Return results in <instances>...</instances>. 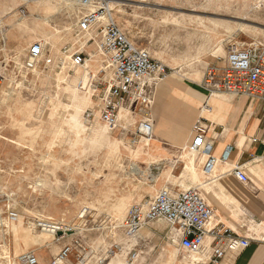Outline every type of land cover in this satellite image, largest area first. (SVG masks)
<instances>
[{
    "label": "rangeland",
    "instance_id": "1",
    "mask_svg": "<svg viewBox=\"0 0 264 264\" xmlns=\"http://www.w3.org/2000/svg\"><path fill=\"white\" fill-rule=\"evenodd\" d=\"M103 1L111 4L117 22L138 46L170 73L175 71L170 79L183 74L202 84L207 66L221 65L218 58L226 57L231 43L264 41V0ZM21 8L27 16L21 17ZM81 11L79 0H0V264H23L19 257L27 251L35 252L40 264H50L68 241L75 244L68 264H79V254L85 256L83 264L100 259L117 264L112 258L126 255L123 221L133 204L147 202L166 184L179 191L199 188V183L191 185L180 150L172 158L158 153L163 152L159 142L149 152L142 149L147 145L136 138L137 117L132 120L123 111L113 128L99 119L102 102L99 92L88 87L87 71L64 61V46L80 45L73 25ZM40 40L47 54L36 61L29 50ZM100 62L94 58L88 69L96 71ZM171 90L168 97L180 95H175L179 88ZM190 99L181 98L182 111L164 124L166 136L171 137ZM90 111L97 117L88 120ZM191 140L185 139L180 149ZM139 146L130 158L132 148ZM204 160L196 162L202 178ZM135 163L144 173L134 172ZM11 211L19 215L17 228L9 219ZM37 218L64 219L75 231L57 241L34 226ZM151 224L138 237L137 264L187 261L167 223Z\"/></svg>",
    "mask_w": 264,
    "mask_h": 264
},
{
    "label": "built area",
    "instance_id": "2",
    "mask_svg": "<svg viewBox=\"0 0 264 264\" xmlns=\"http://www.w3.org/2000/svg\"><path fill=\"white\" fill-rule=\"evenodd\" d=\"M83 11L75 18L74 29L79 46H64L65 62L72 68L86 69L94 58H101L96 72H88L89 88L100 94L102 106L99 119L108 127L119 126L124 111L133 120L138 118L136 138L149 141L153 138V99L148 90L165 82L170 69L160 60L152 57L146 48L138 46L117 22L110 3L103 0H79ZM21 17L27 16L26 8L19 10ZM86 40V42H83ZM88 42V43H87ZM90 45L95 46L88 51ZM93 51V52H91ZM47 54L45 43L35 42L29 55L36 61ZM221 65L207 66L202 86L210 94L227 93L248 96L264 102V41L252 42L246 46L231 43L226 57L218 58ZM88 120L95 117L90 111ZM206 120L200 117L193 125L192 149L205 155L204 173L210 175L218 159L213 155V143L206 138ZM226 160V156L224 158ZM231 174L243 183L249 176L242 165H235ZM16 211L9 213L12 222L18 221ZM164 220L170 234L179 241L180 248L188 255H198L194 264H223L227 251L238 252L248 248L253 238L241 235L221 221H215V209L202 196L197 187L182 190L161 188L145 203L133 204L123 221L126 237L132 238L149 224ZM34 226L55 236L61 241L75 231L74 226L64 219L53 221L45 218L34 220ZM86 251V248H83ZM75 250V244H65L51 259L50 264H66ZM113 254H116L112 251ZM134 250L127 264H134L138 258ZM23 264H40L33 251L20 255ZM85 256L78 255L83 264ZM95 264H106L100 259Z\"/></svg>",
    "mask_w": 264,
    "mask_h": 264
},
{
    "label": "crops",
    "instance_id": "3",
    "mask_svg": "<svg viewBox=\"0 0 264 264\" xmlns=\"http://www.w3.org/2000/svg\"><path fill=\"white\" fill-rule=\"evenodd\" d=\"M205 63L211 62L205 61ZM173 72L175 71L171 73ZM178 72L180 74V71ZM175 77H180L178 79L182 88L192 91L194 104H196L193 109L176 120L172 126V135L168 137L163 132L160 120L163 110L165 111L164 106L170 103L169 89L174 88L175 80L169 83V75L165 82L148 90L153 99L154 130L152 139H157L156 141L163 149V152L158 153L172 158L177 156L181 143L194 134L193 125L196 120L200 117L206 120V138L213 143L212 153L219 159L212 174L205 175L206 178L203 179L207 184L208 193H203L204 188L202 189L200 185L197 188L215 209V221H221L232 228L227 221L220 219L231 212L236 220L235 225L238 226L232 229L241 235L253 238L248 248L238 252L227 251L222 263L264 264V237H256L255 232H251L249 227L264 217V180L253 174L255 169L259 172L264 171V102L248 96H235L227 93L210 94L197 79L189 78L183 74ZM225 156L226 160H224ZM235 165H242L249 176V182L243 183L231 174V169ZM258 166L260 167L257 168ZM231 197L239 203H236ZM223 201L225 202L222 203ZM144 228L135 237L127 238L128 241L122 251V254H126L125 260L134 250L138 251L139 255L134 264H137L140 258L138 237ZM124 234L126 236L125 228ZM71 243L72 241H68L63 246ZM180 250L182 249L180 248ZM182 252L184 251L182 250ZM112 259L117 264L125 263L124 259H121V256L117 254ZM69 261L68 259L67 262ZM67 262L66 264H68ZM109 264H112V261Z\"/></svg>",
    "mask_w": 264,
    "mask_h": 264
},
{
    "label": "bare ground",
    "instance_id": "4",
    "mask_svg": "<svg viewBox=\"0 0 264 264\" xmlns=\"http://www.w3.org/2000/svg\"><path fill=\"white\" fill-rule=\"evenodd\" d=\"M24 1H26L27 3H30V2H35V1H38V0H24ZM77 1V0H76ZM110 2L112 1V2H118L117 0H109ZM64 2V1H63ZM65 5V4H64ZM41 18H43L44 20H47L48 19V17L49 16H40ZM186 37V36H185ZM189 37V36H188ZM193 39V38H192ZM189 45V44H188ZM185 47V46H184ZM194 48V47H193ZM186 49V48H185ZM187 50V49H186ZM185 50V51H186ZM185 53V52H184ZM187 53V52H186ZM187 55V54H186ZM203 55V54H202ZM201 56V55H200ZM199 56V57H200ZM185 58V57H184ZM196 58V57H195ZM193 60V59H192ZM186 63V62H185ZM185 66V65H184ZM84 70H86L87 71V73L88 72H93L92 70H90V69H88V68H86V69H84ZM94 72H96V71H94ZM187 73V72H186ZM199 73V72H198ZM188 77V76H187ZM178 78H180V77H178ZM176 79V78H174V79H168V82L170 83L172 80H175L174 81V87H176V88H179L180 90L178 91V90H175V95L178 93V92H180V95L179 94H177L176 95V97H168V98H170V103H168L167 105H165L164 106V109H165V111L163 110V112H162V115H161V120H160V122L162 123V126H163V129H164V134H166L165 133V127H164V124L165 123H167V124H171V119H172V117H173V115H175L176 113H180L181 111H182V109L179 107V103L181 102L182 103V101H181V98H184V99H188L189 98V96H191V99L188 101V103H185L186 105L184 106L185 107V109H183L184 110V112L186 113L187 111H189L190 109H193L194 108V106H195V104H194V96H193V94H192V91H190V90H187V89H185V88H180L181 87V83L179 82V79ZM182 78V77H181ZM192 80V79H191ZM199 83V82H198ZM172 88H170L169 90H171ZM173 100H176V101H173ZM196 102V101H195ZM196 110V109H195ZM208 110V109H207ZM164 116V117H163ZM165 119V120H164ZM156 121V120H155ZM158 127V126H157ZM156 129V128H155ZM158 134V133H157ZM155 138V137H154ZM193 138H194V134H192L191 136H190V142H189V144H188V146H182L181 147V149H180V155L182 156V157H185L186 159H187V161H188V165L186 166V168L188 169V171L191 173V176H192V179H193V182L191 183V185L193 184V183H199V185H203V184H206L205 183V181L203 180L204 178H202L201 177V174H200V171L197 169V167H196V162L197 161H199V162H201V160H203V159H205L206 157H205V155L204 154H198L197 153V151H194L193 149H192V142H193ZM157 139H151V140H149V141H146L145 142V144L147 145V147L146 148H142V149H146L147 150V152H149L150 150H151V148H153L152 146H155L156 145V143H157V141H156ZM144 142V141H143ZM140 144H142V143H140ZM144 144V143H143ZM139 145V144H138ZM164 145V144H163ZM187 145V144H186ZM187 148H188V150H190L189 152H187ZM141 148H140V146L139 147H136V148H132V150L130 151V158H132V156H133V154L135 153V152H139V150H140ZM258 157V156H257ZM148 159V162L149 163H151V159L150 158H147ZM219 159V158H218ZM225 163V162H224ZM216 167V166H215ZM260 166H258L257 168H259ZM215 169V168H214ZM217 169V168H216ZM133 170H134V172H136V173H144V171L143 170H141L140 169V166L138 165V163H135L134 164V166H133ZM253 172H255L256 174V176L258 177V178H260V179H262V180H264V171L262 170V171H257L256 169L253 171ZM140 174V175H141ZM212 174V173H211ZM218 175V174H217ZM216 175V176H217ZM221 175V174H220ZM218 177V176H217ZM155 179V178H154ZM257 180H259V179H257ZM154 181V180H153ZM178 182V184H180V186L181 187H183V188H186V187H189V186H186L185 185V183L182 181V180H177L176 181V183ZM175 183V182H174ZM196 186H197V184H196ZM191 187V186H190ZM164 188H170L169 186H168V184H166V185H164ZM207 191V192H206ZM203 193H205V194H207L208 193V190L205 188L204 190H203ZM234 194V193H233ZM232 198V197H231ZM236 203H239V201H236L235 200V198H232ZM243 200V199H242ZM225 201H223L222 203H224ZM247 212V211H246ZM248 214V213H247ZM220 219L222 220V221H227L228 223H229V225H231L232 226V228H236V226L237 225H235V223H236V220H235V218H234V216L231 214V212H228L227 213V215L226 216H222V217H220ZM255 219V218H254ZM20 221V219H18V221L17 222H19ZM6 223H8V221H6ZM14 223V222H13ZM244 223V222H243ZM246 224V223H245ZM14 225V227H16L17 228V224H13ZM238 227V226H237ZM251 229H254V231H256V232H258L259 234H260V236H263L264 237V217H262L261 218V221H257L254 225H252V226H249ZM242 231V230H241ZM5 233V232H4ZM43 234H44V236H47L48 235V233H45V232H43ZM46 234V235H45ZM171 254L173 255V256H175V253L173 252V251H171ZM5 255V254H4ZM188 256V255H187ZM187 259V261H182V262H180V264H194V263H196V262H198L199 261V256L198 255H191V256H189V257H184V259ZM15 263V262H14ZM11 264V263H10Z\"/></svg>",
    "mask_w": 264,
    "mask_h": 264
}]
</instances>
